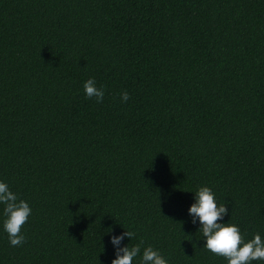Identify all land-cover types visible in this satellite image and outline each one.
I'll list each match as a JSON object with an SVG mask.
<instances>
[{
	"label": "trees",
	"instance_id": "16d2710c",
	"mask_svg": "<svg viewBox=\"0 0 264 264\" xmlns=\"http://www.w3.org/2000/svg\"><path fill=\"white\" fill-rule=\"evenodd\" d=\"M0 181L32 209L12 247L0 204V264H111L124 231L133 264H228L188 209L264 239V0H0Z\"/></svg>",
	"mask_w": 264,
	"mask_h": 264
},
{
	"label": "clouds",
	"instance_id": "9594fccd",
	"mask_svg": "<svg viewBox=\"0 0 264 264\" xmlns=\"http://www.w3.org/2000/svg\"><path fill=\"white\" fill-rule=\"evenodd\" d=\"M85 96L95 98L96 103L102 104L105 96L103 87H97L96 80L90 78L85 81ZM121 102L127 103L130 99L125 90L120 93ZM0 204L4 205L3 228L8 235L10 246L18 247L26 243L25 236L21 233L22 226L27 222L32 209L29 204L19 199L9 186L0 181ZM195 225L197 218L205 240V249L212 254L224 257L228 264H251L253 261L264 262V239L259 233L251 240L245 242L239 227L234 223H218L228 215L227 204H217L215 194L209 187H200L195 192V202L188 209ZM111 231V230H110ZM135 236L132 231H124L120 236H112L111 244L116 249L115 259L111 264H133L134 258L141 254V246L120 247L125 237L130 240ZM141 243H143L141 241ZM194 246V245H193ZM141 264H169L168 260L152 246L145 247L142 252Z\"/></svg>",
	"mask_w": 264,
	"mask_h": 264
}]
</instances>
